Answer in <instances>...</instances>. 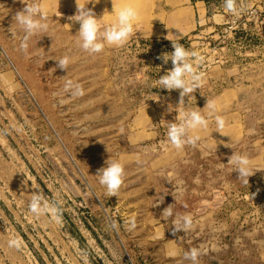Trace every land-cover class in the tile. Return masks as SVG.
Here are the masks:
<instances>
[{"label": "rangeland", "instance_id": "1", "mask_svg": "<svg viewBox=\"0 0 264 264\" xmlns=\"http://www.w3.org/2000/svg\"><path fill=\"white\" fill-rule=\"evenodd\" d=\"M31 2L46 9L48 30L25 52L14 17ZM68 2L0 0V264H192L184 258L192 248L196 264H264V143L252 133L264 124V0H236L238 15L212 0L211 15L179 41L202 57L204 76L185 109L179 90L158 82L173 67L160 58L174 50L171 41L133 34L123 47L89 54ZM63 57L67 70L58 67ZM67 81L84 94L70 95ZM239 83L257 86L242 92L240 110L222 108L226 96L216 104L220 133L213 120L195 145L170 144L178 112L207 116V102ZM237 123L249 128L238 142ZM234 153L250 160L248 184ZM107 160L125 170L115 196L97 175ZM35 192L57 207L59 221L29 211ZM170 205L171 217L163 214ZM178 215L191 216L190 230H174Z\"/></svg>", "mask_w": 264, "mask_h": 264}, {"label": "clouds", "instance_id": "2", "mask_svg": "<svg viewBox=\"0 0 264 264\" xmlns=\"http://www.w3.org/2000/svg\"><path fill=\"white\" fill-rule=\"evenodd\" d=\"M86 3H77L76 14L70 17V20L78 22L80 25L79 47L89 54L101 53L105 46L123 47L133 35L134 31L139 25L136 23L138 19L137 11L131 7H121L118 10L114 8L116 19L109 24L102 23V18H97L93 9L88 8ZM98 2V0H96ZM224 8L227 12L238 15L239 9L236 7V0H224ZM15 23L22 30V37L20 42V49L27 51L29 40L39 33L47 32V11L40 4L31 2L25 3L22 11L18 12L14 17ZM176 35L170 34L166 39L172 42L173 51L164 53L160 58L165 64L171 61L173 67L158 79L160 88L168 91L179 90L180 102L178 108L185 109L184 97L188 99L193 93L199 89L203 82V73L197 70V65L202 61V57L195 51L187 50L179 41L184 37L183 31L179 28ZM12 34V33H11ZM13 35V34H12ZM196 62V64L193 63ZM60 69L67 70L69 65V58L63 57L57 60ZM65 89L72 96H82L84 90L81 85L72 81H67ZM208 109L207 116L201 114L196 110H183L178 112L179 122H172L168 125L167 138L170 144L177 150L183 149L185 145H195L200 136L198 132L206 130L209 127L210 121L215 122L217 131L225 127V120L222 116L217 114L216 104L208 103L205 106ZM231 162L234 165L235 171L239 174V179L248 184V178L252 176V169L250 167V160L245 155L233 154ZM99 183L103 185L107 192L115 196L121 188L124 180L125 170L124 166L118 161H106V166L98 171ZM38 189V188H37ZM29 211L39 216L41 214H51L57 221H59V211L57 207L50 204L42 192H35L29 201ZM163 214L171 217L173 215L172 205L163 210ZM193 224L190 215H178L174 224L175 231H188ZM131 228H135V222H131ZM9 247L19 248L20 243L17 239L9 241ZM200 252L196 248L185 252L184 258L191 260L192 264H196ZM85 264L87 259L85 258Z\"/></svg>", "mask_w": 264, "mask_h": 264}, {"label": "crops", "instance_id": "3", "mask_svg": "<svg viewBox=\"0 0 264 264\" xmlns=\"http://www.w3.org/2000/svg\"><path fill=\"white\" fill-rule=\"evenodd\" d=\"M86 2L87 0H77V3ZM68 3L70 7L77 8L76 0H69ZM126 6L133 7L138 13L136 23L139 28L136 29L138 32L134 31L133 34H137L142 39L170 41L166 39V36L170 34V38H172L171 34L176 35L178 33L175 28H179L184 33V37L181 39L183 40L194 35L201 26V21L204 18H208L205 3L193 2L192 0H98V2L91 0L87 5L88 8L93 9L97 18H102V23L105 21L108 24L116 19V14L113 13L114 8L118 10ZM219 73L226 76L223 70ZM252 85L257 86V84L244 85V83H239L234 88L224 89L223 97L218 98L214 103L222 102L226 96L230 98V102L223 104L222 108L233 111L240 110L238 99L242 92L246 89H251ZM230 128L234 132L233 138L236 142L241 136L249 134V128L244 123L230 125ZM252 133L259 135L258 139H256V141L260 140L258 145L264 143V124L252 129ZM260 150L263 152V147Z\"/></svg>", "mask_w": 264, "mask_h": 264}, {"label": "trees", "instance_id": "4", "mask_svg": "<svg viewBox=\"0 0 264 264\" xmlns=\"http://www.w3.org/2000/svg\"><path fill=\"white\" fill-rule=\"evenodd\" d=\"M193 2H199V1H203L206 3L207 8H208V16L211 15V1L212 0H192Z\"/></svg>", "mask_w": 264, "mask_h": 264}]
</instances>
